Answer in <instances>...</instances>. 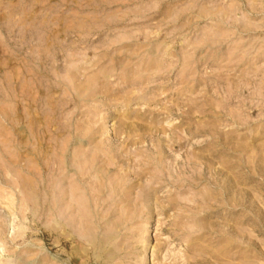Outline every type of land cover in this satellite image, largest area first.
Here are the masks:
<instances>
[{"label": "rangeland", "instance_id": "rangeland-1", "mask_svg": "<svg viewBox=\"0 0 264 264\" xmlns=\"http://www.w3.org/2000/svg\"><path fill=\"white\" fill-rule=\"evenodd\" d=\"M0 264H264V0H0Z\"/></svg>", "mask_w": 264, "mask_h": 264}, {"label": "bare ground", "instance_id": "bare-ground-1", "mask_svg": "<svg viewBox=\"0 0 264 264\" xmlns=\"http://www.w3.org/2000/svg\"><path fill=\"white\" fill-rule=\"evenodd\" d=\"M75 175H76V174H75ZM105 239H106V238H105ZM102 242H105V241H104V237H103V241H102ZM101 244H103V243H101Z\"/></svg>", "mask_w": 264, "mask_h": 264}]
</instances>
